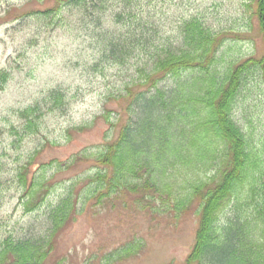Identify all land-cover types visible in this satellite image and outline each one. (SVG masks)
<instances>
[{
    "label": "rangeland",
    "instance_id": "rangeland-1",
    "mask_svg": "<svg viewBox=\"0 0 264 264\" xmlns=\"http://www.w3.org/2000/svg\"><path fill=\"white\" fill-rule=\"evenodd\" d=\"M55 7V0H0V73H8L0 88V245L10 234L45 229L49 211L72 185L82 182L77 193L83 195V181L101 170L93 157L87 158L118 137L129 118L126 88L139 82L138 72L150 58L141 50L128 55L125 47L113 57V41L136 29L158 42L178 40L179 26L198 18L222 40L220 75L264 54L258 0H88ZM129 11L135 17H128ZM178 79L170 77L162 85L171 88ZM54 92L62 94L59 103ZM30 106L40 108L33 130L21 115ZM233 116L264 152V78L258 67L246 74ZM30 160L29 178L44 167L54 189L42 207L25 213L14 177ZM198 226L194 212L177 224L158 226L136 209L91 208L62 234L49 263L66 257V264H106L107 253L132 236H143L146 250L118 264H185Z\"/></svg>",
    "mask_w": 264,
    "mask_h": 264
},
{
    "label": "trees",
    "instance_id": "trees-1",
    "mask_svg": "<svg viewBox=\"0 0 264 264\" xmlns=\"http://www.w3.org/2000/svg\"><path fill=\"white\" fill-rule=\"evenodd\" d=\"M87 1L55 0L54 10ZM257 15L264 37V0H258ZM179 36L158 42L136 29L112 42L113 57L123 47L128 55L141 50L150 56L138 72L139 82L126 88L128 121L114 141L87 158L101 170L83 181L84 197L77 182L49 211L45 229L8 235L0 245V264H66V257L49 261L62 234L91 208L136 209L158 226L177 224L194 212L199 226L185 264H264V152L233 116L246 74L258 67L264 78V54L220 75L222 40L214 31L192 18L179 26ZM184 72L189 78L180 77ZM7 75L0 73V88ZM170 77L179 79L166 89L162 83ZM53 96L59 103L62 94ZM39 112L37 106L21 111L30 130ZM32 163L21 165L14 177L25 213L42 207L54 189L44 167L29 178ZM146 248V238L132 236L106 254V264L139 257Z\"/></svg>",
    "mask_w": 264,
    "mask_h": 264
}]
</instances>
